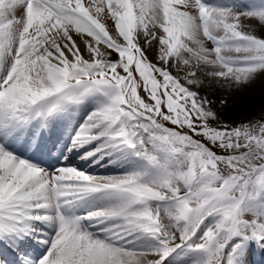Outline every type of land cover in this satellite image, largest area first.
Returning <instances> with one entry per match:
<instances>
[{
  "label": "snow or ice",
  "instance_id": "snow-or-ice-1",
  "mask_svg": "<svg viewBox=\"0 0 264 264\" xmlns=\"http://www.w3.org/2000/svg\"><path fill=\"white\" fill-rule=\"evenodd\" d=\"M257 83L264 0H0V264H251Z\"/></svg>",
  "mask_w": 264,
  "mask_h": 264
},
{
  "label": "bare ground",
  "instance_id": "bare-ground-1",
  "mask_svg": "<svg viewBox=\"0 0 264 264\" xmlns=\"http://www.w3.org/2000/svg\"><path fill=\"white\" fill-rule=\"evenodd\" d=\"M249 30L255 28V24L247 25ZM154 56V50L150 53ZM262 104H264V89L259 83L252 86L251 89L240 93L235 98H230L229 106L226 112V118L236 120L259 113ZM100 174H108L105 169H98ZM251 264H264V253L254 250L251 256Z\"/></svg>",
  "mask_w": 264,
  "mask_h": 264
},
{
  "label": "rangeland",
  "instance_id": "rangeland-1",
  "mask_svg": "<svg viewBox=\"0 0 264 264\" xmlns=\"http://www.w3.org/2000/svg\"><path fill=\"white\" fill-rule=\"evenodd\" d=\"M78 163H82V162H80L79 160L77 161Z\"/></svg>",
  "mask_w": 264,
  "mask_h": 264
}]
</instances>
